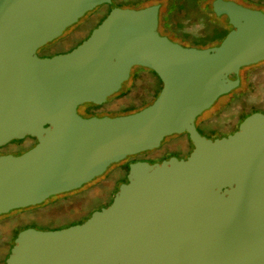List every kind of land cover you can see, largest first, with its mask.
<instances>
[{
    "label": "water",
    "instance_id": "1",
    "mask_svg": "<svg viewBox=\"0 0 264 264\" xmlns=\"http://www.w3.org/2000/svg\"><path fill=\"white\" fill-rule=\"evenodd\" d=\"M111 0H0V215L80 188L111 164L186 134V159L128 165L112 202L83 223L19 232L5 264H264V114L233 133L202 136L196 118L239 86L240 69L264 62V13L229 0L212 11L231 30L212 47L159 35V6L112 8L71 51H36ZM161 83L135 113L82 117L129 79L132 67ZM237 77L234 78L233 76Z\"/></svg>",
    "mask_w": 264,
    "mask_h": 264
},
{
    "label": "rangeland",
    "instance_id": "2",
    "mask_svg": "<svg viewBox=\"0 0 264 264\" xmlns=\"http://www.w3.org/2000/svg\"><path fill=\"white\" fill-rule=\"evenodd\" d=\"M214 0H111V4L100 5L85 13L76 23L67 27L62 34L45 47L52 56L68 52L80 45L102 22L112 8L140 9L146 6H159V35L167 37L185 47L203 49L216 46L217 34L231 30L225 16H216L212 11ZM243 7L264 13V0H229ZM178 2L180 8L173 13V6ZM186 38L198 41L191 46ZM216 38V40H214ZM38 56L44 52L36 51ZM234 78L237 76L234 75ZM239 86L228 94L219 96L212 106L203 111L195 120L198 132L208 139L221 138L235 131L240 124V113L252 110L264 114V62L240 69ZM161 90L160 83L153 72L144 67L131 68L129 79L121 85L120 90L108 97L102 105L86 104L77 112L82 117H116L135 113L150 105ZM258 108V109H256ZM239 122V123H238ZM35 145L34 140L26 137L13 140L0 147V155L17 156ZM192 151V145L186 134H173L164 137L158 148L136 154V160L159 162L171 156L185 157ZM128 158V157H127ZM128 159L111 164L105 172L82 185L80 188L50 196L42 203L12 210L0 215V264L13 246L14 235L32 228L40 231L59 230L86 218L88 214L102 206H108L120 185L124 174L115 170L127 166ZM130 164V163H129ZM128 172V171H127ZM127 174H125V177Z\"/></svg>",
    "mask_w": 264,
    "mask_h": 264
},
{
    "label": "trees",
    "instance_id": "3",
    "mask_svg": "<svg viewBox=\"0 0 264 264\" xmlns=\"http://www.w3.org/2000/svg\"><path fill=\"white\" fill-rule=\"evenodd\" d=\"M149 1V0H148ZM147 7V6H146ZM144 8V7H143ZM180 8V5L178 4V2L173 6V9H172V12L173 13H175V12H177L178 11V9ZM217 34V38H220V39H218V41H221L225 36H226V34L227 33H225V34H220V33H216ZM185 39L186 40H188V45L189 46H191V45H193V44H196L198 41H196L195 39H192V38H186L185 37ZM214 40H216V38H214ZM207 47H204V48H208V42H205L204 43ZM218 45V44H217ZM71 50V49H70ZM69 50V51H70ZM154 74V73H153ZM154 76H156L155 74H154ZM156 78L158 79V77L156 76ZM158 81H159V79H158ZM159 83H160V81H159ZM160 86H161V83H160ZM256 109H258V108H256ZM252 110H255V108H252ZM252 110H249L248 112L246 111V112H243V113H240L239 114V116H238V119H239V122H242L243 121V119L244 118H246L247 116H249V115H251L252 113H255L254 111H252ZM238 122V123H239ZM237 127L238 126H236V128H235V131L237 130ZM231 134V133H230ZM32 140H34V139H32ZM35 141V140H34ZM127 169V168H126ZM125 181V180H124ZM97 210H100V208H98ZM89 216H90V214H88V216L86 217V218H84V219H82V220H80V221H78V222H76V224H81V223H83L87 218H89ZM75 225V224H74ZM16 234L14 235V237L12 238V239H14V238H16ZM8 254H9V250H8V252H7V254L4 256V258L6 259L7 258V256H8ZM3 264H5V260L3 261Z\"/></svg>",
    "mask_w": 264,
    "mask_h": 264
},
{
    "label": "flooded vegetation",
    "instance_id": "4",
    "mask_svg": "<svg viewBox=\"0 0 264 264\" xmlns=\"http://www.w3.org/2000/svg\"><path fill=\"white\" fill-rule=\"evenodd\" d=\"M45 47H46V45L45 46H43V47H41L40 49L41 50H43V54L41 55V56H39L40 58H45V57H52V55H50L49 53H47V51H46V49H45ZM71 51V50H70ZM69 52V51H68ZM67 53V52H66ZM35 142V141H34ZM193 148V147H192ZM189 155V153L185 156V157H176V156H171V157H175V158H177V159H186L187 158V156ZM171 157H168L167 159H164V160H161V161H159V162H154V163H161L162 161H165V160H168L169 158H171ZM128 159V163H127V166H122V167H120V169H118V170H115L117 173H123V170L125 169V167H127V169H126V173L125 174H127V171H128V165H129V163H134V162H147V163H149V164H153V163H150L149 161H147V160H136L135 159V157H128V158H126L125 160H127ZM124 161V160H123ZM125 174H124V182H126V177H125ZM116 188V191H118V189H117V187H115ZM107 206V205H106ZM105 205L104 206H102V207H100V209L101 208H103V207H106Z\"/></svg>",
    "mask_w": 264,
    "mask_h": 264
}]
</instances>
